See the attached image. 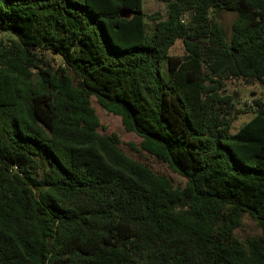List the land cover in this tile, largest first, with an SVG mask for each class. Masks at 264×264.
<instances>
[{"label": "trees", "instance_id": "obj_1", "mask_svg": "<svg viewBox=\"0 0 264 264\" xmlns=\"http://www.w3.org/2000/svg\"><path fill=\"white\" fill-rule=\"evenodd\" d=\"M158 1L0 0V264H264V101L231 134L248 111L222 93L264 85V0ZM92 97L185 186L101 133Z\"/></svg>", "mask_w": 264, "mask_h": 264}, {"label": "rangeland", "instance_id": "obj_2", "mask_svg": "<svg viewBox=\"0 0 264 264\" xmlns=\"http://www.w3.org/2000/svg\"><path fill=\"white\" fill-rule=\"evenodd\" d=\"M143 10L146 14L159 13L165 17L166 5L158 0H143ZM236 19V14L232 12H223L219 17V22L223 26L230 37L232 34V25ZM148 24L150 22L148 21ZM8 37L5 33H0V41L7 42ZM185 48L183 43L178 42L173 48L169 50V55H183ZM51 59H54L51 56ZM56 61L52 62L53 66L61 63V60L55 58ZM222 93L230 95L235 98L236 108L244 110V113L238 116V119L233 123L230 130L231 134H236L245 124H247L256 115L255 112H250L248 105H254L256 100L264 101V85L259 82L253 81L246 83L242 79H230L225 81ZM92 106L96 110L100 120V131L103 134L115 133L119 135L122 143V150L132 158L150 167L155 173L168 177L172 180L175 187L183 188L186 184V179L179 174L175 173L169 164L164 163L156 157L144 152L140 147L141 138L135 133L127 132L122 124L121 118L108 113L98 103L95 97L91 99ZM248 104V105H247ZM261 234V227L258 222L249 214L244 216L242 225L235 230L236 237L241 241H246Z\"/></svg>", "mask_w": 264, "mask_h": 264}, {"label": "water", "instance_id": "obj_3", "mask_svg": "<svg viewBox=\"0 0 264 264\" xmlns=\"http://www.w3.org/2000/svg\"><path fill=\"white\" fill-rule=\"evenodd\" d=\"M122 16H124V15H122ZM129 16H131V15H129Z\"/></svg>", "mask_w": 264, "mask_h": 264}]
</instances>
